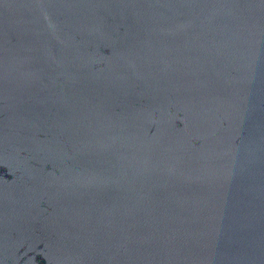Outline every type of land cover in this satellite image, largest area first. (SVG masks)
<instances>
[{"label":"water","instance_id":"95a60500","mask_svg":"<svg viewBox=\"0 0 264 264\" xmlns=\"http://www.w3.org/2000/svg\"><path fill=\"white\" fill-rule=\"evenodd\" d=\"M0 264H264V0H0Z\"/></svg>","mask_w":264,"mask_h":264}]
</instances>
